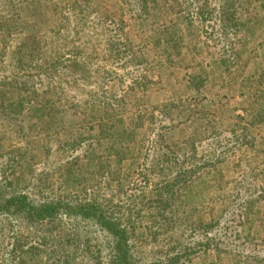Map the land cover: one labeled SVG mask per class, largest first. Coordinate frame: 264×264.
<instances>
[{
    "label": "rangeland",
    "instance_id": "1",
    "mask_svg": "<svg viewBox=\"0 0 264 264\" xmlns=\"http://www.w3.org/2000/svg\"><path fill=\"white\" fill-rule=\"evenodd\" d=\"M193 1L0 0V82L41 87L31 100L46 106L39 115L33 104L21 132L0 127L5 147L30 158L10 167L13 188L37 201L126 202L132 264H160L232 213L237 247H192L184 264H264V0H241L228 54L190 19L217 0ZM66 102L77 106L57 114ZM112 246L64 207L43 220L0 214V264H115Z\"/></svg>",
    "mask_w": 264,
    "mask_h": 264
},
{
    "label": "trees",
    "instance_id": "2",
    "mask_svg": "<svg viewBox=\"0 0 264 264\" xmlns=\"http://www.w3.org/2000/svg\"><path fill=\"white\" fill-rule=\"evenodd\" d=\"M194 2L195 0L192 2V7L194 6ZM240 2L241 0H217L216 3H212L211 5L210 2L205 1L203 4L196 6L189 12L191 14L190 19L192 20V24L195 21L196 23L209 28V31L205 30L207 34L206 38L211 40L213 42V47H216L222 54H228L233 51L232 45L234 44V41H231V39L234 37L236 38L237 33L240 30L239 22L237 20L238 10L241 6ZM261 8H263L264 11V4H261ZM223 41H226V46ZM227 47L230 48L228 52L225 50ZM21 50L22 49L17 48L14 51L17 61H20L22 58V55L19 56ZM26 83L27 81L19 82L16 80L0 82V127L6 123L11 125L14 124L13 126L21 132L23 129L21 124L26 120V114L30 108L34 105H38L37 107L35 106V109L38 108V111L42 112L46 107L41 102L34 104L31 100V97L38 93L41 87L30 89ZM18 84H22V86L18 87ZM2 88L13 95H16L17 98L11 100L4 96L1 91ZM88 96L90 97L84 100L85 104L90 105L91 101V106L95 107L99 101V96L90 94H88ZM72 102L77 103L79 107L81 101H76V99L75 101L70 100V103ZM67 103L68 102L62 104V106L57 109L56 113L59 114L61 112L62 114H68L69 110L77 106L68 105ZM101 105L102 106L99 107H104L105 111L112 107L105 102H102ZM41 112L39 115L45 114ZM54 119L57 121L59 118L54 116L52 118L49 117L47 120V123L50 122V126L47 128L50 130L52 129V131H55L52 126V120ZM4 133V131L0 132V214L20 216L32 220H43L53 217L58 209L64 207L68 214L72 213L81 216L84 220H90L100 229L112 236V251L115 264H132L129 251V232L120 222L130 209L129 205L120 200L117 202L111 201L109 204L99 202L85 203L83 201H75L73 204H69V202L64 203L54 198L42 201L30 200L23 192L14 190L13 186L15 185V180H13V177L11 178L14 171H10L12 165L20 162V160L28 161L30 158H27L28 156L25 153L19 154L20 147H14V145L5 147L3 141L6 138L2 137V134ZM22 140L20 142H22ZM243 140L244 144H251L253 139L251 140V138L245 134ZM181 175H184V173L178 175L179 179H177L174 184L181 179ZM173 185H170L169 188L165 190L167 194L171 191ZM160 198L162 199L161 195ZM167 198L168 197H165L162 199L163 202H159L162 209H164V201H167ZM250 200L251 197L250 199L242 198L241 202L234 204V208L241 209L245 207ZM167 205L169 206L168 203ZM227 213H230V211ZM231 214L223 218L221 217L218 222L209 221L208 223L197 227V230L201 235L200 239L195 242L191 238L187 239V241L184 240L176 244L173 251L160 264H184L189 261L192 255H194L193 249H198V247H202L204 250L209 247L216 248V246L218 247V244L221 247L228 245H234V247H237L238 232L236 230L237 227H235L237 223L234 222L235 219Z\"/></svg>",
    "mask_w": 264,
    "mask_h": 264
}]
</instances>
